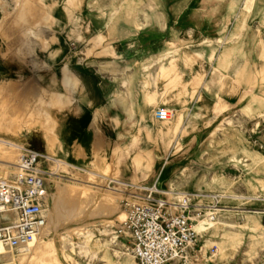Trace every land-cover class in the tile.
I'll use <instances>...</instances> for the list:
<instances>
[{"label": "crops", "instance_id": "0c3cea01", "mask_svg": "<svg viewBox=\"0 0 264 264\" xmlns=\"http://www.w3.org/2000/svg\"><path fill=\"white\" fill-rule=\"evenodd\" d=\"M258 30L264 0H0V91L13 81L24 101L42 87L61 95L52 128L32 125L22 142L86 166L137 135L135 149L154 151V173L135 172L131 157L121 178L164 188L195 177L185 162L167 167L155 110L184 112L183 147L199 145L211 129L194 128L195 117L234 116L245 91L236 74L242 54L258 52Z\"/></svg>", "mask_w": 264, "mask_h": 264}, {"label": "rangeland", "instance_id": "374dc122", "mask_svg": "<svg viewBox=\"0 0 264 264\" xmlns=\"http://www.w3.org/2000/svg\"><path fill=\"white\" fill-rule=\"evenodd\" d=\"M22 3L27 4V1ZM249 7L250 4L247 8ZM253 44L258 52L242 54L244 63L241 66L242 69L236 74L240 80L245 81V91L235 104L238 106H235L234 116L195 117L194 128L198 126L199 129L203 127L211 131L205 133L199 145L191 149L184 148L182 143L191 134L189 125L184 126L186 120L184 112L175 111L170 119L161 122L159 131L160 138L165 141L167 167L175 168L185 162L187 165L181 171L184 173L190 169L189 166H193L192 176L195 177L194 180L187 181L171 180L169 185L164 182L163 189L197 193V196L190 198L193 214L197 212L204 214L207 207L219 208L215 219L208 220L206 217H201L195 220L198 239L194 248L188 251L187 259H177L169 264H264L263 30H258V36L255 42L253 40ZM18 54L21 55V52ZM19 86L13 81L6 82L0 91V138L11 140L17 145H30L28 142H22L24 131L30 130L32 125V127L40 125L43 128L50 125L52 128L51 111L61 101V95L49 92L42 87L32 95L29 101H24L19 97V91H21ZM47 95L49 99L46 101ZM228 108L221 104L214 107V112L219 114ZM147 138L150 141L153 140V134L149 133ZM193 140L195 137L191 138V142ZM131 141V145L126 148H118L113 150L112 154L110 152L107 155L95 157L84 166L87 170L83 172L74 170L69 172L70 178H53L58 180L61 186L73 187L74 191L79 188L78 194L85 192L86 189L85 193L88 197L83 193L78 195V199L77 196L73 197L77 193L72 189L70 194L73 196L68 195L72 201L76 198L75 201L78 203L80 198L84 199V196L88 200L92 198L90 202L86 199L80 201L82 203L87 201L85 202L87 211L84 214L80 216L68 214V216L67 213H61L60 218L58 216L57 220L51 221L48 227L49 232L43 235L45 240L48 239L47 247L44 248L45 244L44 250H41L44 253L40 251L42 254L40 253L39 260L33 257L34 263L37 260L35 264H116L121 257L132 256L127 249V235L120 234L117 240L115 235L121 226V221L118 220L119 213L122 214L121 210H123L120 203L123 197L121 190H131L133 187L119 181L109 184L108 177L138 184L143 180L135 178L129 182L120 176L121 172H125L129 166V159L132 157L135 172L148 171L153 174L155 164L153 150L135 149V146L141 142V137L135 135ZM13 147L15 146L9 147V144L0 141V175H10L14 170L2 162L3 160L16 162L20 151L17 147ZM115 159L118 164H115ZM62 169L68 170L65 166H62ZM146 177L147 175L143 179ZM108 187L119 188L120 196L118 193L108 191ZM53 191H55L54 186L50 187V192ZM106 193L114 198L116 209L113 212L108 209L101 210L105 211L104 213L98 212V199ZM55 199L57 198L49 199L52 215H55L53 208ZM83 205L81 204L80 207ZM93 205L97 213L93 211ZM248 222L253 225L252 228L249 227ZM211 223L215 224L211 226ZM54 227L58 235L56 234L52 241L49 233ZM76 227L80 231L73 230ZM104 229H106L105 232ZM87 230L92 231L93 236L90 252L85 253L80 251L78 241L84 239V236L79 233ZM94 239L100 240L101 243L94 244ZM48 245L52 247L49 246V248ZM36 254L34 256L37 258L39 255ZM132 257L131 264H135V259Z\"/></svg>", "mask_w": 264, "mask_h": 264}, {"label": "built area", "instance_id": "2783aa9c", "mask_svg": "<svg viewBox=\"0 0 264 264\" xmlns=\"http://www.w3.org/2000/svg\"><path fill=\"white\" fill-rule=\"evenodd\" d=\"M172 114L170 108L160 106L154 116L165 121ZM16 146L20 152L12 165V174L0 175V239L18 251L40 236L47 226L49 201L46 195L54 186L53 178H70V171L83 172L86 168L62 161L30 145ZM62 166L68 170H63ZM108 178L109 184L120 181ZM123 184L133 189L121 190L120 203L126 218L115 239L120 234L127 235V249L134 256L135 264H169L177 259L186 260L188 251L198 239L193 228V204L188 195L170 199L168 190L161 188L157 181Z\"/></svg>", "mask_w": 264, "mask_h": 264}, {"label": "bare ground", "instance_id": "6f19581e", "mask_svg": "<svg viewBox=\"0 0 264 264\" xmlns=\"http://www.w3.org/2000/svg\"><path fill=\"white\" fill-rule=\"evenodd\" d=\"M250 2H251V0H250ZM249 6V4L246 6V7H248ZM147 69V68H146ZM0 141L1 142H3V143H5V144H9V147H10V145L12 146H15V147H17L16 145L17 144H15L14 142H12L11 140H6V139H2V138H0ZM15 147H13V148H15ZM12 148V147H11ZM6 149V148H5ZM17 149V148H16ZM11 159H13V158H11ZM61 160V159H60ZM11 161V160H10ZM10 161H2L3 163L5 162L6 163V165L7 166H9V167H12V165L14 164V162H10ZM87 170V169H86ZM5 173V172H4ZM90 173V172H89ZM78 174V173H77ZM93 174V173H92ZM98 175V174H97ZM91 176V175H90ZM103 176V175H102ZM104 178V177H103ZM101 180V179H100ZM104 180V179H103ZM99 181V180H98ZM120 183H125L124 181H119ZM53 185H54V187H55V191H53V192H48L47 193V195H46V199H47V201H49V199L50 198H52V200L54 199V198H57V199H55V203L53 204L54 205V213H55V215L53 214L52 215V213L50 212V209H49V211H48V223H47V226L44 228V230H43V232L41 233V235L40 236H38V237H36L34 240H32L27 246H25L24 248H21L20 250H18V253H14L12 250V248H10L4 241H2L1 239H0V264H35L36 263V261H35V263H34V261L33 260H35V259H38V257H40V253L42 252V253H44L43 251H41L42 249H43V247H44V245L46 244V242H47V240H45L44 239V237H43V235L48 231V230H50L48 227H49V224L51 223V221L53 220V221H55V220H57L56 218L62 213H67V215L69 214H71V215H73V216H75V215H82V214H84V212H86L87 211V209H86V205H87V203L85 204V202H87L86 200H88V198L86 199V197H88L87 196V193H85L86 192V189H85V192L83 191V192H80V194H85L86 195V197L84 196V195H82V196H84V199H86L85 200V202L84 203H82V202H80L82 199L80 198V201L78 202V203H81L82 205L83 204H85V205H83L82 207H80V205L81 204H78L77 203V201H75V200H77L78 199V195L80 196V194H78L77 193V191H78V189H77V191H74L75 189L73 188V187H70V186H61V185H59L60 184V182L58 181V180H55V179H53V183H52ZM104 185V184H103ZM86 186V185H85ZM86 188V187H85ZM72 189H73V191L74 192H76L77 193V195L75 194V196H73V194L71 195L70 194V192L72 191ZM83 190V189H82ZM103 190V189H102ZM104 190H106V189H104ZM107 190L108 191H111V192H115V194H117L118 193V195H119V192H120V189L119 188H117V187H108L107 188ZM166 190H168V192H169V194H168V198H170V199H172V198H180V197H182V193L183 192H185V191H176V190H173V191H171V190H169V189H166ZM175 191V192H174ZM79 192V191H78ZM70 194V196H73V197H76L77 196V199L75 198V199H73L74 201H72L71 199H69L70 198V196L68 197V195ZM91 193H89V195H90ZM183 194H186V195H188V197H189V199L190 198H192V197H195V196H197V193H191V192H185V193H183ZM91 196H93V195H91ZM120 196V195H119ZM90 197V196H89ZM70 200H68V199ZM92 197H90L89 198V200L91 199ZM97 198V197H96ZM84 199H83V201H84ZM94 199V198H93ZM114 198H112L111 197V195L109 194V193H106V194H104L103 196H102V198L101 199H98L99 201H98V212H103V211H101V210H110V211H112L113 212V210H115L116 208H115V206L116 205H114L115 203V201L113 200ZM88 200V202H90ZM96 200V199H95ZM95 200H94V202H95ZM72 201V202H71ZM114 201V202H113ZM95 203H97V202H95ZM94 204V203H93ZM86 206V207H85ZM89 206H90V204H89ZM93 211H94V205H93ZM118 209V208H117ZM97 210V209H96ZM94 211V212H96L97 213V211ZM171 210H172V212H174L175 211V207L174 206H172V208H171ZM219 210V208H217V207H207L206 208V212L204 213V214H200L199 212H197L196 214H194L193 215V218H194V224H193V228H194V230L197 232V224H195V220L197 219V218H201V217H206L208 220H212V219H215L216 217H215V214L217 213V211ZM91 211V210H90ZM122 211V214L121 213H119V216H118V220L119 221H123L125 218H126V212L124 211V210H121ZM105 212V211H104ZM103 212V213H104ZM112 212H109V213H112ZM91 213H92V211H91ZM107 213V212H106ZM108 213V214H109ZM61 214V215H62ZM99 214V213H98ZM102 214V213H101ZM68 215V216H69ZM91 215H93V214H91ZM106 215V214H105ZM72 216V217H73ZM79 216H78V218H79ZM61 216H59L58 218H60ZM108 221V220H107ZM110 221V220H109ZM57 222V221H56ZM215 223H211L210 225L212 226V225H214ZM248 225H249V227L250 228H252V224L250 223V222H248L247 223ZM53 227V226H52ZM80 228V227H79ZM67 229H69V228H67ZM82 229V228H81ZM87 229V228H86ZM73 230H75L76 232L77 231H80V229H78L77 227L76 228H74ZM71 231V230H70ZM106 231V229H104V232ZM49 232V231H48ZM79 233V232H78ZM50 235H51V238L50 239H52V241H53V238L55 237V235L57 234V229H55V227H54V229L53 230H51V232L49 233ZM79 234H81V235H83L84 236V239L83 240H81V241H78V244H79V248H80V251L81 252H85V253H88V252H90V243H91V241H92V236H93V232L92 231H90V230H87V231H83V232H80ZM58 235V234H57ZM225 237V236H224ZM49 238V237H48ZM63 238V237H62ZM55 239V238H54ZM223 239V238H222ZM224 240V239H223ZM113 242V241H112ZM48 243V242H47ZM93 243L94 244H98V243H101V241L100 240H98V239H94V241H93ZM208 243V242H207ZM50 244V243H49ZM51 245H53L52 244V242H51ZM51 245H48V247L50 246V247H52ZM204 245V244H203ZM46 247H47V244H46V246L44 247L45 249H46ZM49 247V248H50ZM63 248V247H62ZM194 248V247H193ZM44 250V249H43ZM48 250V249H47ZM49 250H51V249H49ZM52 250H53V248H52ZM41 251V252H40ZM63 251V250H62ZM39 252V253H38ZM45 252H47L46 250H45ZM38 254L39 256H37V258H36V256H34V254ZM41 253V254H42ZM36 254V255H37ZM127 255V254H126ZM129 256V255H128ZM128 256H124V257H121L119 260H118V262L116 263V264H131V262H133V260L131 259V257L133 256H131V257H128ZM33 257H35V259L33 258ZM33 258V259H32ZM41 258V257H40ZM132 258H134V256L132 257ZM39 260V259H38Z\"/></svg>", "mask_w": 264, "mask_h": 264}]
</instances>
